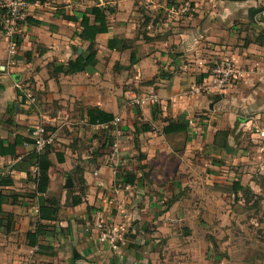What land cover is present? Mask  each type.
<instances>
[{
  "label": "crops",
  "instance_id": "0c3cea01",
  "mask_svg": "<svg viewBox=\"0 0 264 264\" xmlns=\"http://www.w3.org/2000/svg\"><path fill=\"white\" fill-rule=\"evenodd\" d=\"M166 1L161 8L175 13ZM195 2V14L182 19L154 16L152 9L159 6H147V0H47L31 5L19 36L16 65L12 73L0 75V140L4 147L16 138L29 139L31 129L46 119L49 129L59 136L58 143L48 150L53 166L44 197L51 198L56 180L65 188L67 178H72L67 172L80 171L76 166L79 162H72L73 157L79 158L78 151L65 150L67 132L60 124L67 125V120L83 109L91 128H103L91 124L87 116L88 108H98L120 118L129 136L122 138L124 143L112 154V167L99 165L93 172H85L80 192L73 190L74 181L73 188H65L57 220L42 222L45 228L38 242L50 248L44 252L38 246L31 247L27 238L39 220L37 172L27 162L34 148L25 141L16 148L15 156H0V180L11 181L10 185L0 184L7 197L0 215V264H160L173 242L178 243L177 249H187L173 264H208L209 246L201 245L196 236L199 221L188 220L185 230L181 229L185 234L175 233L174 237V220L168 218L169 213L180 210L184 215L185 197H189L195 206L191 213L205 215L199 208L204 203L199 200L220 195L224 188L219 185L224 181L223 186L240 182L264 203V149L255 132L256 127L264 130V45L258 42L264 41V34H260L264 33V11L251 20V11L263 8L264 0ZM93 7L115 10L109 33L96 39L95 69L52 77L53 63H67L86 51L89 43L81 44L77 35L82 31L83 13ZM67 17H75L77 22ZM112 38L127 41L129 48L110 50L107 45ZM6 58L7 40L0 26V64ZM221 60H233L245 71L244 79L225 94L187 95V89L205 77L212 63ZM18 84L36 97L39 111L25 101ZM138 89L157 95V121L153 120V108L134 107L130 102L128 106V99L131 101ZM138 119L152 131H142ZM170 122H184L187 130L164 134ZM217 132H227L228 137L217 140ZM199 146L207 148L208 156L201 168V159L196 158ZM57 153L64 155L63 164L57 161ZM135 153L143 156L139 162L147 176L139 170L138 162L125 160ZM222 166H237L238 172L224 170L223 174ZM118 167L121 173L117 176ZM133 170L143 180L128 185L125 179ZM201 170L207 172L201 175ZM184 188L189 191L180 196ZM162 194L173 195L166 209L161 207L164 202L156 201ZM75 197L82 202L73 207ZM209 209L207 206L210 214ZM99 221L127 226L119 251L100 244L95 227ZM176 225L177 230L180 225ZM190 238L194 239L191 245ZM227 257L217 259L230 262Z\"/></svg>",
  "mask_w": 264,
  "mask_h": 264
},
{
  "label": "rangeland",
  "instance_id": "374dc122",
  "mask_svg": "<svg viewBox=\"0 0 264 264\" xmlns=\"http://www.w3.org/2000/svg\"><path fill=\"white\" fill-rule=\"evenodd\" d=\"M149 3H147V6H159L157 8L154 7L153 14L156 17H159L160 19H169L171 16L172 18H180L182 19L183 17H187L190 14H195L197 11L195 5L196 2L195 0H184L183 4L180 5L179 2H174L173 0H147ZM163 2H170L171 7L174 6V9L177 11L173 13V9L170 11H166L161 8L160 4ZM173 1V2H172ZM189 3L190 4V9L185 10L184 9V4ZM112 6V5H111ZM184 10V11H183ZM194 85V84H193ZM192 85V86H193ZM134 88V87H133ZM191 88V87H190ZM187 89V92L190 90ZM134 90H136L134 88ZM151 92V91H150ZM150 92H144L142 90L138 89V92L135 91V96L133 99H128V106L129 102L132 105V102L134 99L140 98L142 96L149 95ZM156 95V94H155ZM188 95V94H187ZM203 96H207V94H204ZM159 100V99H158ZM130 105V107H131ZM156 105V104H155ZM133 106V105H132ZM150 108H153L154 105L150 104ZM139 110H141L139 108ZM85 110L81 109L77 112V115L73 117L72 119L67 120V125L63 122L60 124V127L62 126L63 130L67 132V144H64L65 150L72 152L78 151V157L79 158H72V162L75 164L77 163L76 166H79L80 171L78 169L76 170H70L67 172V176L69 173L72 176V179L75 183V187L73 190L75 192H80L81 190V184H80V179L82 175L87 172L88 170L90 172H93V170L96 169L97 166H106V167H112V161H113V156L112 154L116 153V149H119V145L124 143V140L122 138L129 136L126 131L123 129L125 127L124 123H122L121 119L119 118V122L111 129H105V128H91V126L88 125V121H85L84 119V112ZM121 117V116H120ZM202 118H206V116H203ZM139 120V119H138ZM71 122V123H68ZM133 123V120H132ZM139 126H145L146 123L145 121H137ZM134 124H136L134 122ZM68 126L70 127L69 129H72L69 131ZM156 129L159 128V126L155 127ZM123 129V130H122ZM83 132V134H81ZM90 132V133H88ZM85 133H88L90 136L87 138ZM127 134V135H126ZM120 136V137H119ZM63 140H66L65 138H61ZM92 139V140H91ZM59 136L57 134V139L56 142L58 143ZM126 142H130V140H126ZM56 144V143H55ZM196 158L201 159V167H204L206 161L208 159V156L205 154L207 152L206 147H201L196 150ZM194 155V153H193ZM224 155V154H223ZM106 156V157H104ZM82 157H87L86 159H82ZM143 156L139 153H135V156L130 157L125 159L126 161H129L131 164L132 162L134 163H139L138 167H140V162L142 161L141 158ZM99 158H102L99 159ZM104 158V159H103ZM93 160V161H92ZM94 163H97L95 166L93 165ZM74 164V165H75ZM204 164V166H203ZM83 165V166H81ZM114 165V164H113ZM230 169L224 168L223 166L221 167L223 174H225V171H232V172H238L236 170L237 166H234V168L231 169V166H229ZM239 167V166H238ZM143 167H140L139 170L144 173L147 176V173L143 172ZM145 168V167H144ZM117 169V176L120 171V167L116 168ZM126 171V170H125ZM55 172L58 173L57 170ZM135 172L133 170L131 173ZM204 172L207 171H200L201 175H204ZM57 173L54 175L53 178L56 177ZM111 175V174H110ZM114 176V174H113ZM57 179V178H56ZM79 182V183H78ZM57 186H55V195L59 200H61L62 195L65 194L67 191L64 188V184L62 185L61 183H57V180L55 181ZM64 183V182H62ZM79 185V188H76V185ZM226 181H224L223 185H225ZM77 185V187H78ZM219 185L220 187H223V191L220 195H215L210 196L208 199H200L198 203H204L200 204L201 207L197 206L205 212V215H197V214H192L191 210L193 209L192 206V199L189 197H185L187 201L186 207L184 208L185 210H182L183 214H181L180 210H178V213L176 212H170L169 213V219L174 220L171 224L174 225V227L171 229L173 232V236L175 237L176 234H185V228L189 224L188 220L191 222H197L199 221V224L197 226L196 230V236L197 238H200V242L202 243L201 245L205 246L204 244L206 243L209 246V253L207 254V262L208 264H221L222 263V258L225 256L227 257V253L230 254V259L229 257L227 261L230 262H223L222 264H264V203L262 202L260 197H257L258 200L254 202L255 200L251 201L250 204H245L244 202L241 203L240 201L236 200V197L234 196V193L232 189L230 190L229 188L232 186H223ZM148 187V186H147ZM228 187V188H227ZM154 190V189H151ZM189 191V188H184L183 191L179 193L180 196H185ZM73 193V192H72ZM163 196L159 199H156L158 202H164L161 207L162 209H166L167 206L169 205L170 200L172 197H167L166 194H162ZM184 198V199H185ZM209 202V203H208ZM196 201L194 200V204ZM206 203L208 205H206ZM63 206H69L68 204ZM207 206L210 207V214L207 212ZM160 207V208H161ZM214 208V209H212ZM232 211L229 215V211ZM239 211L244 214H239ZM239 214V215H238ZM226 217V222L224 221V218ZM181 222L179 223V221ZM178 222V223H177ZM179 224L180 227L179 229L176 230L177 225ZM184 225V227L182 226ZM184 229L183 232H181ZM176 233V234H175ZM199 235V236H198ZM194 239H189V245L193 244ZM230 240V245L228 244ZM166 241H164L165 243ZM178 243L176 242V245ZM216 244V245H214ZM175 242H173L172 247L168 248V251H166L165 256L162 257L161 263L160 264H173L176 262L175 257H180L177 256L181 254V252H187V249L185 247L177 249L175 246ZM198 249H201L200 244H196ZM203 249V248H202ZM232 249V251H231ZM196 250V249H193ZM163 251V250H162ZM197 253V250L195 251ZM203 251H200V254ZM205 252V251H204ZM186 254V253H183ZM162 256V252H161ZM182 256V255H181ZM216 257V258H215ZM217 257H221V259H217ZM175 259V260H174ZM224 261V260H223ZM185 264H191V263H185Z\"/></svg>",
  "mask_w": 264,
  "mask_h": 264
},
{
  "label": "trees",
  "instance_id": "16d2710c",
  "mask_svg": "<svg viewBox=\"0 0 264 264\" xmlns=\"http://www.w3.org/2000/svg\"><path fill=\"white\" fill-rule=\"evenodd\" d=\"M31 4L35 3H45L47 0H28ZM115 14V10L110 7H93L90 10H87L82 15V20L80 22L82 31L77 35L81 44L89 43L86 51H84L81 55H78L75 59H70L67 63H53V72L51 73L52 77H56L59 74H68L74 75L77 73L90 72L95 69L98 61H97V50H96V39L101 34L109 33L111 24H112V16ZM69 21L77 22L75 17H67ZM93 21V24L91 23ZM264 34V33H260ZM262 45H264V41L259 39L258 41ZM108 48L110 50L117 51H125L129 48L128 42L125 40H119L116 38H112L108 42ZM133 61V60H132ZM67 68V72L65 69ZM23 96V95H22ZM26 100L25 97H23ZM32 108V107H31ZM158 106L153 107V120L157 121L158 119ZM87 116L89 118V122L94 125L98 124H109L114 121L115 117L112 114H108L98 108H88ZM187 130V125L184 122H170L168 126L164 127V134H173L185 132ZM142 131L149 132L152 131V128L148 125L142 126ZM223 137L227 138V132H217L216 139ZM25 141L32 143L29 139L19 140L16 138L14 143L9 144L7 147H4L3 142L0 140V156H15L16 148ZM226 145L222 146L225 147ZM51 149V148H49ZM47 149L42 154H37L35 151H32L30 156L28 157L27 162L29 166H37L38 167V177H37V193L40 195L39 197V207H38V223L33 231H30L27 235L29 245L31 247H36L41 251H49L50 248L39 245L38 239L42 235V229L45 226L42 224L43 221H56L59 211L61 209L60 200L57 197L46 198L44 195L48 193L50 186V169L53 166V163L50 158V152ZM57 161L59 164H63L65 162L64 155L57 153L56 154ZM141 178H137V174L135 172L128 173L125 179V183L128 185H135L139 183ZM1 185H10L11 181H2L0 180ZM72 190H68L70 193ZM232 191L237 201L243 200L245 204H250L253 200H258L257 196L249 189L245 188L241 185L240 182L236 181L232 184ZM6 196L0 191V215L3 214V205L6 202ZM174 200V199H173ZM171 199L170 202H173ZM256 200L254 202H256ZM69 199H67V202ZM80 197L73 198L71 205L73 207L79 205L81 203ZM2 225V221L0 220V226ZM216 245V244H214Z\"/></svg>",
  "mask_w": 264,
  "mask_h": 264
},
{
  "label": "built area",
  "instance_id": "2783aa9c",
  "mask_svg": "<svg viewBox=\"0 0 264 264\" xmlns=\"http://www.w3.org/2000/svg\"><path fill=\"white\" fill-rule=\"evenodd\" d=\"M183 4L184 0H174ZM31 3L28 0H0V26L7 40V58L3 64H0V75L12 73V69L16 65V57L19 51V36L22 32V26L27 22L29 17V9ZM184 9L189 10L190 4L185 3ZM184 11V10H183ZM245 77V71L239 67L233 60H221L212 63L207 70L205 77L198 83L191 86L187 92L189 96H202L204 94H225L230 88L241 82ZM22 92L30 107L40 109L36 97L25 91L23 86L17 85ZM158 97L154 92L149 95L134 99L132 105L134 107L145 108L150 104H157ZM40 114V112H38ZM42 115V113H41ZM119 119H114L109 124H98L103 128L116 126ZM192 123V122H191ZM49 123L43 119L38 125L33 127L30 132L29 139L35 153L42 154L47 149L52 148L56 143L57 133L49 129ZM255 132L262 139L261 147L264 149V130L256 127ZM37 177L38 167L35 166ZM96 229L100 232L99 242L107 245L113 251H119V244L122 242L127 226L125 224H116L113 222L99 221L95 224Z\"/></svg>",
  "mask_w": 264,
  "mask_h": 264
},
{
  "label": "water",
  "instance_id": "95a60500",
  "mask_svg": "<svg viewBox=\"0 0 264 264\" xmlns=\"http://www.w3.org/2000/svg\"><path fill=\"white\" fill-rule=\"evenodd\" d=\"M264 11V7L263 8H259V9H254L251 11V20H254L255 16L258 14V13H261ZM81 51V50H80ZM73 180L71 177H68L67 178V181H66V185H65V188L66 189H70V188H73Z\"/></svg>",
  "mask_w": 264,
  "mask_h": 264
}]
</instances>
